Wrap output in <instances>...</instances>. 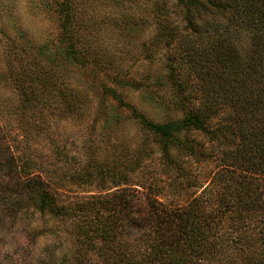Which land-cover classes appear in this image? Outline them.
<instances>
[{
    "label": "trees",
    "instance_id": "obj_1",
    "mask_svg": "<svg viewBox=\"0 0 264 264\" xmlns=\"http://www.w3.org/2000/svg\"><path fill=\"white\" fill-rule=\"evenodd\" d=\"M150 1L149 45L164 57L158 85L166 91L147 96L166 116L155 120L101 84V95L140 129L136 141L105 132L103 152L99 133L111 119L99 124L96 107L90 118L87 90L64 81V68L80 59L65 0L56 49L42 45L44 62L18 55L4 75L0 207L32 206L66 221L85 248L80 264L89 252L92 264H264V0H173L182 29L167 14L168 0ZM70 116L85 125L81 157L66 134L54 135L58 119ZM210 163V199L160 198L165 184L186 189L197 180L192 164Z\"/></svg>",
    "mask_w": 264,
    "mask_h": 264
},
{
    "label": "rangeland",
    "instance_id": "obj_2",
    "mask_svg": "<svg viewBox=\"0 0 264 264\" xmlns=\"http://www.w3.org/2000/svg\"><path fill=\"white\" fill-rule=\"evenodd\" d=\"M64 1L0 0V88L5 82L4 75L8 71L10 74L18 57H36V62H44L48 55L46 50L56 49L62 38L60 25ZM151 4L150 0H72L70 31L80 59L64 68V81L69 88L87 90L93 104L90 118L96 113V107V111L102 110L98 112L99 124L105 117L111 119L110 129L99 133L105 138L103 152L109 144L105 132L112 138L117 136L120 140L131 136L136 141L140 129L127 118L126 110L117 108L109 96L101 95V84L115 87L126 100L155 120L166 116L165 111L151 103L147 96L149 90L160 94L166 91V87L158 85L166 72L164 57L162 53L154 56L149 45L154 32ZM167 14L178 29H182V16L173 0H168ZM42 45L46 48L45 53H41ZM47 63L49 66L53 64ZM55 69L53 67V71ZM56 125L54 135H60L57 131L66 134L67 145L71 144L75 154L81 157L85 125L78 123L75 116L66 120L60 117ZM191 167V174L197 180L190 181L191 185L186 189L170 190L167 184L163 185L161 199L182 203L196 196L211 198L210 190H215L210 182L215 172L212 163L197 167L192 164ZM234 236H237L235 232ZM235 240L238 242V237ZM232 246L238 247L237 244ZM84 249V245L78 244L69 233L66 221L36 211L32 206L20 209L0 207V264H80ZM87 255L90 260L85 264L96 262L94 253ZM196 264L212 262L201 260Z\"/></svg>",
    "mask_w": 264,
    "mask_h": 264
}]
</instances>
